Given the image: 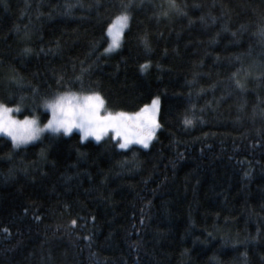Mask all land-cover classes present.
<instances>
[{"label":"trees","instance_id":"1","mask_svg":"<svg viewBox=\"0 0 264 264\" xmlns=\"http://www.w3.org/2000/svg\"><path fill=\"white\" fill-rule=\"evenodd\" d=\"M170 2L0 0L15 118L47 121L44 101L65 92L128 113L159 97L147 146L0 133V264H264V0Z\"/></svg>","mask_w":264,"mask_h":264},{"label":"snow or ice","instance_id":"2","mask_svg":"<svg viewBox=\"0 0 264 264\" xmlns=\"http://www.w3.org/2000/svg\"><path fill=\"white\" fill-rule=\"evenodd\" d=\"M170 7H175L174 0L170 2ZM71 7V5H69ZM128 5H123L122 10L118 15L114 16L110 23L107 24V34L110 37L108 47L104 49L108 52L112 49L120 47L122 35H124V29L128 27L129 15L127 11ZM261 34L264 35V26L260 29ZM144 42L145 48L149 45L144 38H141ZM24 51H30L25 49ZM149 61L145 60L144 64L140 65L141 70ZM237 71H240L239 69ZM235 77L236 73H232ZM16 79V77H11ZM19 82V81H17ZM235 83L243 87L240 79H237ZM76 95L75 93H60L53 95L50 99H46L44 104L50 108H55L59 103V100L64 96ZM83 105L80 112L76 116V125L81 129V139L86 136L95 137L99 140L101 136L108 133L111 130L113 138H120L118 146L120 148H127L129 143L133 140L138 141L140 144L147 146L148 141L151 139L153 132L158 123L156 121V107L159 101V97H153L151 105H143L139 111L134 113H128L124 111H111L104 107V99L99 92L89 91L87 94L80 95ZM11 111L10 108L0 103V131L7 133L14 144L24 143L29 140H33L39 137L42 129L37 126L35 117L29 118L25 116L23 120H17L14 117L8 115ZM185 124H191L192 120L188 117L184 119ZM51 122L46 124L45 127H50ZM99 129L93 131L92 129ZM69 127H65L64 131L67 132ZM55 131V130H54ZM39 219V217H36ZM76 223L75 220L72 221ZM7 231V229H5Z\"/></svg>","mask_w":264,"mask_h":264},{"label":"clouds","instance_id":"3","mask_svg":"<svg viewBox=\"0 0 264 264\" xmlns=\"http://www.w3.org/2000/svg\"><path fill=\"white\" fill-rule=\"evenodd\" d=\"M82 105L83 101L81 100L80 95L73 96L71 94L60 99L55 108H50L44 104V110L50 113V117L47 122L43 124H39L38 120L35 118L36 124L42 129V132L45 130H51L52 132L62 131L65 134H69L73 130H79V132H81V129L76 125L75 121ZM49 122H51V126L45 127ZM66 126L69 127L67 132L64 131ZM92 130L98 131L99 129L94 128Z\"/></svg>","mask_w":264,"mask_h":264},{"label":"rangeland","instance_id":"4","mask_svg":"<svg viewBox=\"0 0 264 264\" xmlns=\"http://www.w3.org/2000/svg\"><path fill=\"white\" fill-rule=\"evenodd\" d=\"M109 38H110V37H109ZM115 49H116V48H115ZM115 49H112V50H110V51H113V50H115ZM76 95H81V94H76ZM148 105H151V102H150ZM158 106H159V101H158V104H157V107H156V117H157V112H158ZM48 113H49V112H48ZM49 114H50V113H49ZM8 115L14 117L12 111H10V112L8 113ZM14 118H15V117H14ZM31 118H32V117H31ZM15 119H17V118H15ZM36 119H37V118H36ZM17 120H23V119H17ZM37 120H38V119H37ZM46 122H47V121L41 123V122L38 120V123H39V124H43V123H46ZM156 130H157V127L155 128V130H154V132H153V135H152L151 139H150L148 142H150V141L153 139ZM46 131H51V130H45L44 132H46ZM75 131L79 132V130H75ZM44 132H42V133H44ZM0 133L3 134V135H5V136H7L8 138H10V139L12 140V138H11L7 133H4L3 131H0ZM42 133H41V134H42ZM79 133H80V132H79ZM41 134H40V136H41ZM109 134L112 135L111 130H109L108 133L104 134V135L101 136V137H105L106 135H109ZM40 136H39V137H40ZM39 137H36V138H34L33 140H29V141H26V142H24V143H20V144L30 143V142H32V141L38 139ZM85 138H95V137L89 136V137H85ZM85 138H83V139H85ZM117 139L119 140L120 138L117 137ZM132 142H138V141L133 140V141H131L130 143H132ZM130 143H129V144H130ZM138 143H139V142H138Z\"/></svg>","mask_w":264,"mask_h":264}]
</instances>
